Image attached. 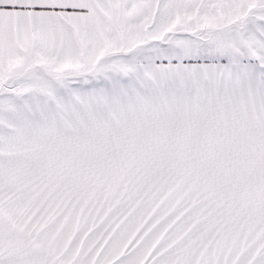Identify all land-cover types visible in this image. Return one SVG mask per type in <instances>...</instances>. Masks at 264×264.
Returning <instances> with one entry per match:
<instances>
[{
  "label": "snow or ice",
  "instance_id": "obj_1",
  "mask_svg": "<svg viewBox=\"0 0 264 264\" xmlns=\"http://www.w3.org/2000/svg\"><path fill=\"white\" fill-rule=\"evenodd\" d=\"M0 264H264V0H0Z\"/></svg>",
  "mask_w": 264,
  "mask_h": 264
}]
</instances>
